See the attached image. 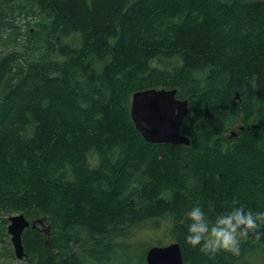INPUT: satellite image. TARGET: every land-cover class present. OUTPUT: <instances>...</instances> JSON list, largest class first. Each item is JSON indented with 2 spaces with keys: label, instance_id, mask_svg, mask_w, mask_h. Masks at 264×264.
I'll use <instances>...</instances> for the list:
<instances>
[{
  "label": "trees",
  "instance_id": "1",
  "mask_svg": "<svg viewBox=\"0 0 264 264\" xmlns=\"http://www.w3.org/2000/svg\"><path fill=\"white\" fill-rule=\"evenodd\" d=\"M150 88L189 102V146L137 131L132 96ZM233 201L264 212V0L4 2L3 259H17L7 216L19 213L51 229L24 231L23 264H146L126 240L162 219L183 264H264V236L238 256L184 243L186 212L212 221Z\"/></svg>",
  "mask_w": 264,
  "mask_h": 264
},
{
  "label": "water",
  "instance_id": "2",
  "mask_svg": "<svg viewBox=\"0 0 264 264\" xmlns=\"http://www.w3.org/2000/svg\"><path fill=\"white\" fill-rule=\"evenodd\" d=\"M177 94V89L158 88L140 90L133 94L131 119L146 142L190 145V139L181 131L189 114V102L178 99ZM30 226L35 229L39 227L45 234L50 235L51 229L46 226L45 219H37L31 223L24 214L9 218L7 232L11 236L18 260L26 257L22 240L24 231ZM145 259L147 264H183L182 249L178 242L149 248Z\"/></svg>",
  "mask_w": 264,
  "mask_h": 264
},
{
  "label": "clouds",
  "instance_id": "3",
  "mask_svg": "<svg viewBox=\"0 0 264 264\" xmlns=\"http://www.w3.org/2000/svg\"><path fill=\"white\" fill-rule=\"evenodd\" d=\"M189 221L184 243L192 248L199 247L201 253L214 257L220 252L238 256L242 241L250 237L260 242L264 232V212L253 213L233 201V207L216 215L210 221L200 205L185 213Z\"/></svg>",
  "mask_w": 264,
  "mask_h": 264
},
{
  "label": "rangeland",
  "instance_id": "4",
  "mask_svg": "<svg viewBox=\"0 0 264 264\" xmlns=\"http://www.w3.org/2000/svg\"><path fill=\"white\" fill-rule=\"evenodd\" d=\"M34 22L35 20L33 19L31 22L32 25H34ZM238 126L239 124L236 127ZM17 214L19 213L11 214L10 216H7V217H11ZM3 218H6V217L4 215H0V221ZM163 222H165V219L160 220L159 224H155L154 222H147L145 224H140L135 228L138 234L135 237H132L126 240L128 243H133L131 244L132 245L131 253L135 258L138 259L139 256H142L143 253H145L149 248L153 246H166L172 242V239L169 234V228L165 227L166 225H163ZM2 227L3 225L2 223H0V232L2 230ZM10 241H11V236H10ZM4 247H5V244H3L0 241V264H23L24 263L23 260H18V259L11 260V261L9 259H7V261L3 259L2 254L4 252ZM72 249L73 251L80 252V249L77 246L72 247ZM250 262L260 264L261 260L255 257V258H252ZM89 264H97V263H89Z\"/></svg>",
  "mask_w": 264,
  "mask_h": 264
},
{
  "label": "flooded vegetation",
  "instance_id": "5",
  "mask_svg": "<svg viewBox=\"0 0 264 264\" xmlns=\"http://www.w3.org/2000/svg\"><path fill=\"white\" fill-rule=\"evenodd\" d=\"M6 0H2V1H0V9H2L3 8V6H4V2H5ZM29 9V4H27V10ZM22 21H24V22H22ZM25 22H27V19L26 20H21V27L22 28H25ZM31 22V21H30ZM24 23V24H23ZM31 25H32V23H31ZM25 30V29H24ZM30 30L31 31H33V27H30Z\"/></svg>",
  "mask_w": 264,
  "mask_h": 264
},
{
  "label": "bare ground",
  "instance_id": "6",
  "mask_svg": "<svg viewBox=\"0 0 264 264\" xmlns=\"http://www.w3.org/2000/svg\"><path fill=\"white\" fill-rule=\"evenodd\" d=\"M178 98V97H177ZM181 100V99H180Z\"/></svg>",
  "mask_w": 264,
  "mask_h": 264
}]
</instances>
